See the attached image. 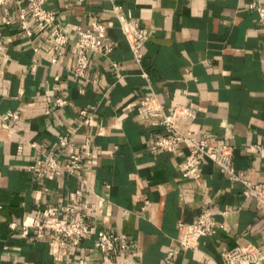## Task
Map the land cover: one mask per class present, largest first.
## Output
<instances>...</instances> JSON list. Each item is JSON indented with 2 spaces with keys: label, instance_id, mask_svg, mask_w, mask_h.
Wrapping results in <instances>:
<instances>
[{
  "label": "crops",
  "instance_id": "obj_1",
  "mask_svg": "<svg viewBox=\"0 0 264 264\" xmlns=\"http://www.w3.org/2000/svg\"><path fill=\"white\" fill-rule=\"evenodd\" d=\"M253 1L48 0L44 8L56 14L67 39L60 53L47 27L28 17V34L18 5H0V115H19L9 129L0 121V264H165L170 250L171 264H222L221 254L238 244L264 249V207L245 185L208 159L198 178L184 177L187 146L155 151L165 134L161 114L142 119L137 111L140 101L154 97L163 112H196L192 120H176L177 128L229 146L234 172L264 187V31ZM94 23L104 28L105 48L89 54L85 76L77 78L73 43L78 29L92 30ZM130 24L148 38L140 63L124 35ZM59 98L68 104L57 107ZM65 135L77 152L89 153L82 181L30 171L29 143L56 152ZM51 207L73 210L42 218ZM203 208L222 228L195 249L181 248L177 240ZM79 217L91 233L76 247L59 246L49 232L38 240L20 235L23 226ZM102 233L124 234L132 247L100 253L94 244Z\"/></svg>",
  "mask_w": 264,
  "mask_h": 264
},
{
  "label": "built area",
  "instance_id": "obj_2",
  "mask_svg": "<svg viewBox=\"0 0 264 264\" xmlns=\"http://www.w3.org/2000/svg\"><path fill=\"white\" fill-rule=\"evenodd\" d=\"M48 0H0V5L7 7L11 3H16L19 9L18 19L22 28L29 34L27 29V18L29 17L35 23H41L48 28L47 39L50 41L52 49L56 53H60L62 48L67 44L60 24L56 19L53 11L44 8ZM83 1V0H78ZM250 8L255 10L258 15L259 23L264 31V0H255L251 3ZM118 9L114 8L117 14ZM126 41L130 47L132 59L136 63H140L143 59V48L147 41L146 32L137 25L123 26ZM104 28L99 23H94L92 30L77 31V39L73 43L75 49V64L73 74L77 78H84L89 65V54L98 53L105 48L103 44ZM57 107H64L68 103L63 99H56ZM137 111L142 119H149L154 114H161L160 124L165 130V134L156 139L153 149L157 152L174 153L177 151L180 143H184L189 152L185 157L183 168L184 177L198 178V171L202 160L208 159L216 165L220 173L228 175L230 180L240 181L247 188V196L255 200L257 207H264V187L261 185L252 186L242 178L241 174H236L231 166L232 149L222 142L211 145L203 139H197L181 132L176 125V120H192L196 116V112L180 107L169 109L163 112L161 105L154 97L145 98L140 101ZM83 119L82 125L89 123V117L86 112H81ZM19 119L16 112H7L0 115L1 126L9 129V125ZM88 140L85 141V148L88 146ZM30 147L35 150V154L31 158L29 170L40 176L42 172H48L55 177L70 175L78 179L80 182L83 171V164L89 157V153L84 149L82 152L75 150L73 137L71 135L61 136L58 139L56 152L45 153L42 146L35 142L29 143ZM253 150L259 151L260 147L254 145ZM76 194H80L78 191ZM70 208H47L42 211V218L53 219L61 211L72 212ZM11 230L16 229V223L9 225ZM184 227L183 225H180ZM221 225H217L213 219L212 213L203 208L197 220L185 226L184 235L177 240L178 245L183 249H195L199 239L214 235ZM45 232H49L56 243L63 247L70 245L76 247L80 241L89 237L91 227L77 218L70 222L55 223L48 227L37 225L35 227L23 226L20 231L22 237H30L33 240L42 239ZM132 247L131 241L124 234L102 233L94 244V249L100 253H116L121 254L123 251ZM173 251L170 250L164 257L165 264H171ZM222 264H264V249L247 245H236L233 249L224 251L221 254ZM134 264V263H130Z\"/></svg>",
  "mask_w": 264,
  "mask_h": 264
}]
</instances>
